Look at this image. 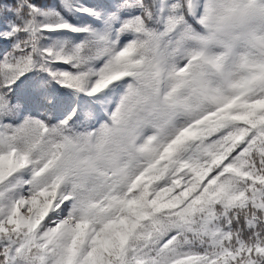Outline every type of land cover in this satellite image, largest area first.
<instances>
[{
	"label": "snow or ice",
	"instance_id": "obj_1",
	"mask_svg": "<svg viewBox=\"0 0 264 264\" xmlns=\"http://www.w3.org/2000/svg\"><path fill=\"white\" fill-rule=\"evenodd\" d=\"M0 264H264V0H0Z\"/></svg>",
	"mask_w": 264,
	"mask_h": 264
}]
</instances>
